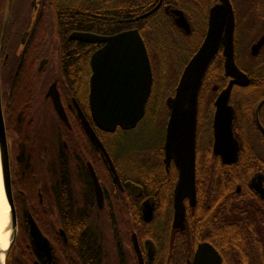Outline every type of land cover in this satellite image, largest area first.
Here are the masks:
<instances>
[{
	"label": "trees",
	"instance_id": "trees-1",
	"mask_svg": "<svg viewBox=\"0 0 264 264\" xmlns=\"http://www.w3.org/2000/svg\"><path fill=\"white\" fill-rule=\"evenodd\" d=\"M29 1L6 0L0 5L1 35L5 6L9 3L8 24L3 48L0 49V77L1 83L10 91V95L4 97V118L9 143L14 145L10 148L13 161L11 181L19 225L6 264H31V245L22 222L28 206L40 207L37 214L31 213L40 229L53 241L64 264H115L114 260L120 259L117 251L119 254L121 250L124 254L129 251L132 233L141 240L152 238L159 249L168 245L169 251L159 256L156 264H185V259L191 257L196 246L203 242L217 250L222 264H264V200L247 186L253 175L264 174V136L254 119L255 106L264 94V70L255 74L250 67L241 64L240 69L247 73L250 85L245 89L233 87L229 100L234 109V133L240 149L234 164L223 165L211 150L214 100L211 88L214 85L220 90L225 88L228 79L223 74L221 57L216 56L207 68L198 99L195 165L197 202L195 208L186 212L184 232L171 230L172 186L167 183L156 184L152 180L143 183L140 179H133L144 187V197L155 198L151 222L142 220L139 200L130 196L123 201L115 194L102 215L91 217L89 197L78 194L77 188L72 187L65 161L62 162L60 174L50 155L44 152L34 155L30 140L24 135L25 124L16 118V111L30 97L32 70L49 53L54 38L58 54V79L69 86L80 82L78 95L82 100L90 76V57L100 46L69 40V35L83 32L110 36L137 29L146 47L153 76L144 117L156 95L155 51L160 57L163 53L167 58L182 53L184 56L178 71L177 67L174 68L177 73L171 76V89L161 99L159 106L160 117L164 118L166 126L168 110L165 98L173 95L182 69L198 44L193 43L189 48L192 43H187L168 18L156 11L143 20L135 21L149 12L146 10L154 0H40L39 10L35 12L31 11ZM50 6L53 11L49 10ZM25 32H29V36L25 44L21 45V37ZM5 55L8 57L3 60ZM239 95L243 104L237 100ZM206 102L209 115L205 123L203 106ZM259 112V120L264 128V108ZM119 132L122 131L117 129L114 134H108L96 130V135L110 155L107 136ZM164 133L163 129L162 141L158 149L149 153V160L141 158L135 167H153L156 170L164 167ZM114 161L116 167H120ZM97 165L101 167L102 163L98 162ZM237 185H240L239 193H236ZM39 186L46 190L43 205L39 204L36 195ZM54 208L59 218L55 223L57 226L58 222L62 223L66 243L50 228L47 229L53 220L51 212Z\"/></svg>",
	"mask_w": 264,
	"mask_h": 264
},
{
	"label": "water",
	"instance_id": "water-1",
	"mask_svg": "<svg viewBox=\"0 0 264 264\" xmlns=\"http://www.w3.org/2000/svg\"><path fill=\"white\" fill-rule=\"evenodd\" d=\"M137 17L135 21L143 20L159 8ZM50 11H53L50 6ZM31 11H38L37 1L31 3ZM174 23L185 34H189V23L181 11L166 7ZM9 17V4L5 6V14L0 37V49L3 48L4 38ZM234 19L231 6L227 0L213 8L210 12L209 26L206 37L196 53L184 67L174 89L173 95L165 99L168 118L165 127L163 144V163L168 167L170 163L177 170V180L173 189L172 228L185 230V199L189 206L196 204L195 165H196V128L198 116V99L204 76L220 46L223 47L224 76L229 79L225 88L219 91L214 100L212 118V153L219 157L224 165L234 164L238 158L239 143L234 133V109L229 104L233 87H247L250 83L247 75L235 64L233 50ZM29 32L21 37L24 45ZM69 40L85 44H97V48L89 60L90 77L88 107L91 121L97 130L112 134L117 129L129 131L135 129L145 116V109L152 89V69L144 42L137 29L122 31L110 36H99L92 33L73 32ZM264 44V36L252 47V54H256ZM41 61L40 66L43 65ZM218 86H213L216 91ZM52 88L50 89L51 92ZM55 108L62 113L58 94L51 93ZM264 103V99L258 108ZM77 113L85 132L91 142L102 154L114 181L119 184L114 164L98 136L89 122L76 105ZM256 124L264 134V128L256 117ZM9 142L6 134L4 109L2 106L0 79V178L4 199L8 207V227L10 238L4 258L0 264H6L8 254L13 247L17 232V217L12 193L11 169L9 157ZM95 196L98 206L103 203V194L97 177L92 172ZM262 200H264V174L257 173L248 183ZM240 187L237 186V192ZM141 216L145 222L153 217V200L147 199L141 205ZM29 238L36 250L47 259H52V248L43 236L33 218L29 215ZM62 233V232H61ZM134 249L138 251L135 234H132ZM140 264H143L139 255ZM187 264H222L217 250L209 243H199L194 255Z\"/></svg>",
	"mask_w": 264,
	"mask_h": 264
},
{
	"label": "flooded vegetation",
	"instance_id": "flooded-vegetation-1",
	"mask_svg": "<svg viewBox=\"0 0 264 264\" xmlns=\"http://www.w3.org/2000/svg\"><path fill=\"white\" fill-rule=\"evenodd\" d=\"M2 1L6 2V0H0V5L2 4ZM36 1H37V8L39 10L41 2L40 0H36ZM227 1L231 6V11L234 19L233 50H234L235 64L239 69L242 67L241 64H243L250 67L255 74H260L262 73L261 71L264 70V44L256 54H252V47L264 36V0H227ZM222 2L223 0H154L152 6L146 11H151L160 4L159 8H157V10L155 11L159 13L160 16L167 17L168 20L174 26V28L177 30V32L180 34V36L185 38L187 43H190L192 41L193 43L198 44L197 48L190 56L191 58L199 49L200 45L202 44V42L206 37L211 10L216 6L222 4ZM166 7H170L177 11H181L184 14V16L186 17L189 23V30H190L189 34H185L179 27L175 25L171 15L165 12ZM193 43L192 46L194 45ZM216 56L222 58L223 60L222 66H223L224 57H223L222 46L219 47L214 58ZM42 60H44V62L43 65L40 66ZM186 64L184 65V67L186 66ZM57 74H58V54L56 51L54 55L52 53H48L47 55H45V57H42L37 63V66L34 68V70H32L30 77V81L32 82L30 87L31 89L29 91L30 97L28 101H26L24 105H22V107L16 111L17 120H21L22 123L25 124L26 132L24 133V135L30 140L29 143H30L31 152L34 155L43 152L47 155H50L54 163L57 165L60 174L62 172V167H61L62 162L63 160L65 161L72 187L77 188L78 194L89 197L90 208L92 209L90 215L91 217L102 215L103 212L106 211L105 209L107 203H110L111 197L114 196V194L118 196V199H121L123 201L130 196H132L135 200H139L140 216H141L142 203L147 199H152L153 216H154L155 198L144 197L143 195L144 187L140 184H137L133 179L134 178L140 179L143 183L146 182L150 183L152 180V182L156 184L167 183L171 185L172 186L171 230L174 232L180 231L178 229L172 228L173 189L178 175L177 170L173 166V164L170 163L168 167H165V165L164 167H158L157 170L153 167H150L149 169H147V173L149 174L145 175L141 167H136V168L116 167L114 161L116 160L114 159L115 157L110 155V153H108V151L104 147L112 163L114 164L115 172L120 185L116 184L114 181V175L111 173L102 154L94 146L88 134L83 129L81 120L77 113L76 105L80 108L81 112L83 113V115L89 122L90 126L96 133L97 128L94 126L93 122L91 121L89 107H88L89 78L86 88L84 90V97L81 100L78 95L79 94L78 92L81 89L80 82H77L76 84L70 86L65 85V83L62 80L58 79ZM223 74H224V68H223ZM245 74L247 75V73ZM247 87H239V88L245 89ZM51 88L52 90L50 92ZM211 91L213 93L215 100L220 89L218 87L216 91H213V87H212ZM55 92L58 94L59 101L63 111L62 113L58 112V110L55 108L51 94ZM263 99H264V94L255 106V110H254L255 123H256V117L259 120V113H260L259 111H261L264 108V103H263L258 108L257 116H256L257 107ZM214 100H213V113H214ZM5 110L6 109L4 108V112ZM213 113H212V118H213ZM20 133L22 136H24L22 131H20ZM260 133L264 136V134L261 131ZM212 144H213V137L211 141V150H212ZM12 146L14 145L12 144ZM98 162L102 163L101 167H98L97 165ZM32 166L36 167V165H32ZM92 172L97 177V180L102 190L103 203L101 207L98 206L97 199L95 196ZM249 181L247 182V186ZM195 186H196V167H195ZM237 186L240 187V185ZM16 191L18 192V190ZM13 192L14 191L12 188V193ZM45 192L46 190L44 189V187L43 188H41L40 186L37 187L36 195L40 205L44 204L46 198ZM239 192L240 189L237 192V187H236V193ZM196 202H197V193H196ZM184 203L186 207V212L188 209H193L196 206L195 204L194 207H190L187 199H185ZM39 208L36 206L33 207L28 206V208L25 211V215H23L22 217L23 226L25 228V232L28 236L29 243L31 245V249H30V253L32 255L31 264H64L60 255L57 252V249L55 248L53 241L49 239V237H47V235L40 229L38 222L31 213L33 211L35 214H37V212L40 211ZM41 208H44V206H42ZM51 213L53 220L49 222L47 229L50 228V230L53 233H56L59 236V238L64 243H66L67 238L62 223L60 224L58 222L59 226H57L55 223V221L59 219L57 217V212L55 211V208L52 210ZM29 215L33 218V220L35 221L36 225L40 229L43 236L50 243V246L52 248L51 260L47 259L41 253H39L29 238L28 235ZM16 217H17V225H18L17 212H16ZM145 223H149V222H145ZM184 231H180V232H184ZM132 234L130 236L131 246L129 248V251L125 254L122 250H121V254H119V251H117V256H119L120 259L114 260L115 264H140L139 255L142 258L143 264H156L157 258L159 256H163L165 252L169 251L168 245L164 246V248L162 249H159L157 248L152 238H144L141 240L135 234L138 243V251H139V253H137V251L133 247V243L131 239ZM194 252L191 257L185 259V264H187L188 260L192 259Z\"/></svg>",
	"mask_w": 264,
	"mask_h": 264
},
{
	"label": "rangeland",
	"instance_id": "rangeland-1",
	"mask_svg": "<svg viewBox=\"0 0 264 264\" xmlns=\"http://www.w3.org/2000/svg\"><path fill=\"white\" fill-rule=\"evenodd\" d=\"M33 0H30V6L31 2ZM53 43V46L49 49V53H52L53 55L56 52L54 38L51 40ZM190 43H193L192 41ZM192 46L190 44L189 48ZM154 58H155V65H156V73H157V84H156V95L154 96L153 100L151 101V104L148 108V114H146V117L140 123L138 126L131 130V131H122L115 135L107 136V142L110 146V151L112 155L115 157L116 161L120 165V167H131L136 168L135 166H138L140 163V159L142 160H149V153L154 152L156 149H158V146L160 145L162 141V135H163V129L165 130L164 126V118L160 117V103L161 99L167 95V92L171 89V76L175 74L177 67L178 68L181 65V59H183V53L177 54L176 57L170 56L167 58V55L164 53L162 54V57L158 55V53L155 51ZM7 59V55L4 56L3 60ZM174 69V70H173ZM177 73V72H176ZM1 93H2V106L4 109V97L7 95H10V91L7 89V86L3 85L1 83ZM168 98V97H166ZM165 98V99H166ZM239 101V104H243L239 95V98L237 99ZM209 115V107L208 102L205 103L203 106V120L206 123V118ZM5 116V112H4ZM5 119V118H4ZM6 125V121H5ZM204 142V140L202 139ZM8 142L10 140L8 139ZM11 148V144H10ZM9 157H10V169H12V156L9 151ZM137 157V158H136ZM143 169V173L145 175L149 174L147 173V169L150 167H141ZM162 260V259H161Z\"/></svg>",
	"mask_w": 264,
	"mask_h": 264
},
{
	"label": "bare ground",
	"instance_id": "bare-ground-1",
	"mask_svg": "<svg viewBox=\"0 0 264 264\" xmlns=\"http://www.w3.org/2000/svg\"><path fill=\"white\" fill-rule=\"evenodd\" d=\"M10 238L8 227V207L6 205L0 178V257L4 258V253L7 249Z\"/></svg>",
	"mask_w": 264,
	"mask_h": 264
}]
</instances>
